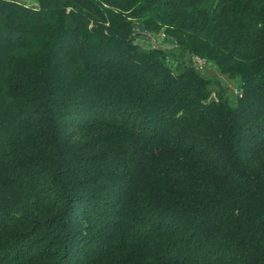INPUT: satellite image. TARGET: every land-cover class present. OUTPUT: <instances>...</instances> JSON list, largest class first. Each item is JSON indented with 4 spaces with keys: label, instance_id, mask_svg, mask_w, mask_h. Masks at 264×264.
I'll return each mask as SVG.
<instances>
[{
    "label": "trees",
    "instance_id": "1",
    "mask_svg": "<svg viewBox=\"0 0 264 264\" xmlns=\"http://www.w3.org/2000/svg\"><path fill=\"white\" fill-rule=\"evenodd\" d=\"M0 264H264V0H0Z\"/></svg>",
    "mask_w": 264,
    "mask_h": 264
},
{
    "label": "rangeland",
    "instance_id": "2",
    "mask_svg": "<svg viewBox=\"0 0 264 264\" xmlns=\"http://www.w3.org/2000/svg\"><path fill=\"white\" fill-rule=\"evenodd\" d=\"M21 1L28 3V4L35 3V0H21ZM137 28L138 29H137V34H136V41L139 45L144 46V47H153L159 44L164 47L171 46L170 44L167 43V41H164L163 38L165 35L162 34L164 32H160L158 34L155 33L156 35H152L151 33H148L145 30H143L140 26H138ZM214 68H215L214 65L209 64L205 67V69L202 70V72L207 75L213 76V77L219 76L225 82L226 80L224 79L223 76L219 74L215 75ZM235 83L237 84L238 82H235ZM224 84L228 87L227 94L233 95V88L236 87L239 83L235 85L234 82H229V86L226 82ZM232 98H234V96Z\"/></svg>",
    "mask_w": 264,
    "mask_h": 264
},
{
    "label": "built area",
    "instance_id": "3",
    "mask_svg": "<svg viewBox=\"0 0 264 264\" xmlns=\"http://www.w3.org/2000/svg\"><path fill=\"white\" fill-rule=\"evenodd\" d=\"M193 64L198 70H203L208 65V60L206 58L200 57V56H192L191 58ZM235 94H241L242 89L239 86H236L233 88Z\"/></svg>",
    "mask_w": 264,
    "mask_h": 264
}]
</instances>
